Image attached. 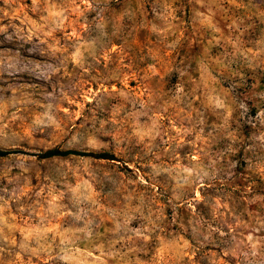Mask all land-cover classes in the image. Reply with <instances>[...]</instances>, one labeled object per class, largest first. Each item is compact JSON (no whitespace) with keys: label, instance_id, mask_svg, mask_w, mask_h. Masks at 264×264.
<instances>
[{"label":"rangeland","instance_id":"1","mask_svg":"<svg viewBox=\"0 0 264 264\" xmlns=\"http://www.w3.org/2000/svg\"><path fill=\"white\" fill-rule=\"evenodd\" d=\"M0 148V264H264V0H0Z\"/></svg>","mask_w":264,"mask_h":264},{"label":"trees","instance_id":"2","mask_svg":"<svg viewBox=\"0 0 264 264\" xmlns=\"http://www.w3.org/2000/svg\"><path fill=\"white\" fill-rule=\"evenodd\" d=\"M22 152L20 150L14 149H3L0 148V156H7L10 154ZM68 155H78V156H91L94 158H101V159H108L113 160L115 159L112 153L103 151V152H93V151H80L76 149H60L58 147L50 148L45 151L38 153V156L41 158H50V157H59V156H68Z\"/></svg>","mask_w":264,"mask_h":264}]
</instances>
